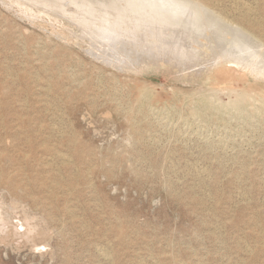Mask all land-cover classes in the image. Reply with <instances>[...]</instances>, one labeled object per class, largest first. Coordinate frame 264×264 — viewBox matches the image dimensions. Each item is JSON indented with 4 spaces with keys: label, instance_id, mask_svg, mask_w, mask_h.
I'll use <instances>...</instances> for the list:
<instances>
[{
    "label": "rangeland",
    "instance_id": "rangeland-1",
    "mask_svg": "<svg viewBox=\"0 0 264 264\" xmlns=\"http://www.w3.org/2000/svg\"><path fill=\"white\" fill-rule=\"evenodd\" d=\"M26 1L0 0V264H264V112L250 114L264 93V61L229 80L252 94L239 114L225 106L232 93L214 68L113 67L92 52L111 15L129 11L133 23L167 29L160 6L188 17L186 47L235 31L258 62L264 0H196L210 12L169 0H40L48 15ZM138 86L151 103H139ZM207 96L219 109L191 115Z\"/></svg>",
    "mask_w": 264,
    "mask_h": 264
},
{
    "label": "bare ground",
    "instance_id": "bare-ground-1",
    "mask_svg": "<svg viewBox=\"0 0 264 264\" xmlns=\"http://www.w3.org/2000/svg\"><path fill=\"white\" fill-rule=\"evenodd\" d=\"M26 1V0H25ZM31 0H29V2H30ZM32 1H34V0H32ZM31 1V2H32ZM37 1V0H36ZM39 2H40V0H38ZM49 1H51V0H49ZM58 1V3H59V0H57ZM68 2H69V0H67ZM67 1H66V3H67ZM85 1H87V0H85ZM107 1V0H106ZM123 0H121V2H122ZM137 1V0H136ZM145 1V0H144ZM149 1V0H148ZM169 1H172V3L173 4H181V3H183V4H186L185 5V7H187V10H194V8H192L193 6L195 7V9H196V6H198L199 4H201V5H205V4H203L202 2L200 3V2H197L196 0H169ZM239 1V0H238ZM35 2V1H34ZM44 2V1H43ZM45 2L46 3H48L47 2V0H45ZM63 2H64V0H63ZM71 2H74V1H72L71 0ZM82 2V1H81ZM80 2V3H81ZM95 2H97V0L95 1ZM101 2V1H100ZM104 3H107V2H105V1H103ZM102 2V3H103ZM147 2V1H146ZM159 1H156V3H158ZM163 2H165V0L163 1ZM162 1H161V3H163ZM14 3L15 2H13V5H14ZM19 3V2H18ZM17 3V4H18ZM25 3H28L27 1L25 2ZM40 3H42V2H40ZM55 3H56V0H55ZM62 3V2H61ZM70 3V2H69ZM75 3V2H74ZM76 3H78V1L76 2ZM90 3V2H89ZM118 2H116V4H117ZM123 3H124V1H123ZM130 3V2H129ZM143 3V2H142ZM145 3V2H144ZM149 3H151V2H149ZM160 3V2H159ZM159 3H158V5H159ZM171 3V4H172ZM199 3V4H198ZM248 3V2H247ZM29 4V3H28ZM27 4V5H28ZM43 4V3H42ZM51 5H53V7H52V9L55 7V6H57L56 4H55V6H54V3L52 4V2L50 3ZM60 4V3H59ZM64 4V3H63ZM83 4H84V2H83ZM93 4V3H92ZM131 4V3H130ZM5 5H6V3H5ZM12 5V4H11ZM20 5H22L21 4V2H20ZM23 5H24V1H23ZM37 5V4H36ZM35 5V7H37ZM44 5V4H43ZM65 5V4H64ZM68 3H67V5H65L66 7H68ZM73 5V4H72ZM90 5V4H89ZM97 5H100V3L99 4H97ZM103 5H105V4H103ZM132 5V4H131ZM139 5H141V4H139ZM145 5V4H144ZM160 5H162V4H160ZM163 5H166V4H163ZM238 5V4H237ZM236 5V6H237ZM244 5V4H243ZM10 6V5H9ZM25 6V5H24ZM31 6H33L32 4H31ZM45 6V5H44ZM60 6V5H59ZM71 6V5H70ZM73 6H76V5H73ZM101 6H102V4H101ZM115 5H113V7H114ZM122 7H123V5H121ZM147 6H149V5H147ZM154 6V5H153ZM181 6V5H180ZM179 6V7H180ZM235 6V5H234ZM239 6V5H238ZM13 7V6H12ZM18 7H19V5H18ZM39 7V6H38ZM38 7L36 8L37 10H38ZM40 7H42V6H40ZM49 7V6H48ZM48 7L46 8V6H45V11L46 10H48V12H47V15L50 13L49 12V9H48ZM66 7H65V9H66ZM78 7V6H77ZM76 7V8H77ZM83 6H81V8H82ZM95 7V6H94ZM103 7V6H102ZM106 7V6H105ZM105 7H104V9H105ZM109 7V6H108ZM129 7V6H128ZM140 7V6H139ZM139 7H138V9H139ZM146 7V6H145ZM152 7V6H151ZM151 7H148V8H151ZM157 6L155 5V8H156ZM160 6H158V8H159ZM174 7H175V5H174ZM205 7H207V9L209 8V6H207V5H205ZM246 7V6H245ZM25 8V7H24ZM62 8V7H61ZM64 8V7H63ZM80 8V9H81ZM86 8V7H85ZM91 8H93V7H91ZM90 8V9H91ZM119 9H120V7H118ZM124 9H126L127 7L125 6V7H123ZM131 8V7H130ZM130 8H128V10H130ZM158 8H156V9H154V13H156L155 15H157V19H158V17H159V15H160V17L162 18V17H164V18H168V20L167 21H169V26L167 27V29H165V30H161V29H159L156 25H150L149 24V26H144V25H141V24H138V23H136V22H134L133 23V20L132 19H130V21L128 20V18H126V16L127 15H129V11H128V14H125L126 16H124V17H122V19L120 20V19H115V17H114V19H112V15H111V19L109 20V19H107L108 21H107V25H108V23H109V26H108V28H104V30L101 32V34H100V36L98 37V39H100L102 42H101V44L102 45H104L103 46V49H100V47H99V49H98V44H99V42H100V40H99V42L97 43V41H96V39L93 41V39H92V37H93V35H91L92 37H91V39H90V42H92L93 41V43L95 42V43H97V45H95L96 46V51H95V49H92V52H93V50H94V52H97V55H104L105 57H107L106 59L108 60V59H110V62H108V63H111L112 61V63L110 64V65H112L113 67L114 66H119L118 64L116 65V61L119 63L120 61V63H122V61H127L126 63H129V62H134V61H136V63L138 62V61H143V62H146V64H148V63H152V62H154L155 64H158V66H159V64H161V65H165V64H169V65H171V66H176V67H180L181 69H186V68H190V67H194V68H196V69H198V70H200L201 69V71H205V70H209V69H212V68H214L215 69V71H214V74H213V77H214V79H215V83L216 84H218V85H220L221 86V89H222V87L223 88H225V89H228L229 88V80L237 73V69H238V67L239 68H242V69H245V68H253V70H254V67L255 68H258V66H259V64H261L262 63V61H264V59L262 60V59H260L258 62H256L257 61V59H256V57H253V59H252V57L250 58V56H252L253 55V49H254V47H255V45H254V47H253V49H249L250 47H251V42L248 40V39H246L245 38V36H243V34L242 35H240V34H237V33H234L235 31V29H232V28H230V30H231V32H233L232 34L229 32L228 34L226 33V35L225 36H221L222 35V33H224V32H226L225 30H224V32H222V33H220L221 35L220 36H216L217 35V33H216V35L214 34V36L215 37H212V36H210L209 38L208 37H206L207 35H205V37H206V39H208L207 41L205 40L204 41V39H203V41L201 42L200 41V39L198 38L199 37V35H197V33H196V35L198 36L197 38L199 39V44H197L195 47H193V48H188V47H186V45H185V41H186V38L187 37H185V41H183L182 39H183V37L184 36H186V34H189V31H186V28L187 27H185L186 26V24L184 25V20H186L187 18L185 17V19H184V16H183V14H180L179 12V14L178 13H176L175 11H174V8H173V10H166L165 12L164 11H161V9H158ZM169 8V7H168ZM176 8H178V6H176ZM198 8V7H197ZM201 8V7H200ZM199 8V9H200ZM238 8H240V6L238 7ZM243 8V7H242ZM20 9H22V7L20 8ZM26 9V8H25ZM28 9H29V6H28ZM40 9V8H39ZM50 9H51V6H50ZM52 9H51V11H52ZM60 9V8H59ZM70 9V8H69ZM84 9V8H83ZM135 9H137V8H135ZM135 9H132V10H134V11H136ZM138 9H137V11H138ZM140 9H141V7H140ZM142 9H143V7H142ZM141 9V10H142ZM165 8H163L162 10H164ZM202 9V8H201ZM200 9V10H201ZM206 9V8H205ZM23 10V9H22ZM27 10V9H26ZM31 9H29V11H30ZM41 11H42V8L40 9ZM55 12H56V10H55V8L53 9ZM58 10V9H57ZM72 10H73V8H72ZM71 10V11H72ZM89 10V9H88ZM95 10V9H94ZM117 10V9H116ZM155 10H158L159 11V14H158V12H156ZM176 10V9H175ZM186 10V9H185ZM184 10V11H185ZM209 10V9H208ZM44 11V12H45ZM54 11H52V13H54ZM65 11V10H64ZM80 11V10H79ZM78 11V9H77V11L76 12H79ZM118 11H120V10H118ZM184 11H183V13H184ZM189 11V12H190ZM205 11H207V10H205ZM216 11V10H215ZM215 11L214 12H212L211 11V14L212 13H214L215 15H216V13H215ZM244 11H246V10H244ZM61 12V11H60ZM67 12V11H66ZM66 12H65V14H66ZM70 12V11H69ZM76 12H74V13H76ZM90 12V11H89ZM88 12V13H89ZM100 12H101V9H100ZM110 12V11H109ZM124 12L125 13H127V11H125L124 10ZM143 12V11H142ZM141 12V13H142ZM145 12H147V11H145ZM175 12V13H174ZM193 12H195V11H193ZM201 12V11H200ZM204 12V11H203ZM208 12H210V10L208 11ZM250 12V11H249ZM248 12V13H249ZM26 14H27V12H25ZM34 13V12H33ZM42 13V12H41ZM81 13V12H80ZM84 13H85V11H84ZM136 14H137V12H135ZM138 13H139V11H138ZM150 13H152V11L150 12ZM198 13V12H197ZM25 14V15H26ZM29 14H31L30 12H29ZM36 14V13H35ZM34 14V15H35ZM38 14H39V10H38ZM37 14V15H38ZM43 14V13H42ZM60 13L58 12V14L57 15H59ZM62 14H63V12H62ZM73 13H71V15H72ZM95 14V13H94ZM106 14H107V12H106ZM105 14V15H106ZM108 14H110V13H108ZM107 14V15H108ZM122 14V13H121ZM140 14V13H139ZM149 14V13H148ZM185 14V13H184ZM199 14V13H198ZM198 14H197V16H198ZM207 14V13H206ZM214 14H212V15H214ZM243 14V13H242ZM55 15V14H54ZM75 15V14H74ZM80 15V14H79ZM78 15V19H79V16ZM90 15H92V14H90ZM115 15V14H114ZM118 15H120V13L118 14ZM192 15V14H191ZM27 16V15H26ZM39 16V15H38ZM41 16V15H40ZM56 16V15H55ZM54 16V17H55ZM64 16V15H63ZM66 16V15H65ZM77 16V15H76ZM82 16H83V14H82ZM94 16V15H93ZM133 16H134V14H133ZM137 16V15H136ZM142 16V15H141ZM199 16H200V14H199ZM204 16H205V13H204ZM210 16V15H209ZM208 16V17H209ZM222 15H216V19H217V17H219V18H222L221 17ZM30 17V16H29ZM31 17H33L32 19H34V16H31ZM31 17L30 18H28V19H31ZM36 17V16H35ZM69 17H70V15H69ZM73 17H75V16H73ZM84 17H85V14H84ZM92 17V16H91ZM110 17V16H109ZM118 17V16H117ZM128 17V16H127ZM147 17H148V15H147ZM152 17H154V14H153V16ZM191 17V16H190ZM228 17V16H227ZM36 18H38V17H36ZM66 18H67V16H66ZM83 18V17H82ZM98 19H99V17H97ZM101 18V17H100ZM131 18H132V15H131ZM170 18H172V20H170ZM199 18H202L201 16L199 17ZM212 18H215V17H211V19ZM231 18V17H230ZM58 19V18H57ZM69 19H72V16H71V18H69ZM76 19H77V17H76ZM76 19H74V20H76ZM86 19H88V21H89V18L87 17ZM124 19V20H123ZM135 19V18H134ZM141 19V18H140ZM148 19V18H147ZM151 19V18H150ZM197 19V18H196ZM205 19H208V18H206L205 17ZM204 19V20H205ZM210 19V20H211ZM216 19H214L215 20V22H216ZM223 19H225L224 17L222 18V20ZM250 19V18H249ZM74 20H72V22L74 21ZM92 20V19H91ZM94 20V19H93ZM105 20V19H104ZM154 20H155V18H154ZM159 20V22H160V19H158ZM190 20V19H189ZM203 20V19H202ZM201 20V21H202ZM32 21V20H31ZM70 21V20H69ZM80 21L83 23L84 21H82L81 20V18H80ZM95 21H96V19H95ZM99 22H98V24L101 26V22H100V20H98ZM143 21V23H144V21L146 22V20H142ZM166 21V22H167ZM194 21V20H193ZM206 21V20H205ZM204 21V22H205ZM209 21V20H208ZM226 21V23L227 24H229V27H233L234 28V26L233 25H235V27H239L242 31H243V28L241 27V26H239V25H236L234 22H232V21H230V20H227V19H225L224 20V22ZM91 22V24L93 23V25H94V21L92 22V21H90ZM97 22V21H96ZM104 22V21H103ZM155 22V21H154ZM211 22V21H210ZM132 23V24H131ZM149 23H151V21L149 22ZM158 23V22H157ZM189 23H191L190 21H189ZM222 23V22H221ZM75 24H76V22H75ZM78 24H81L80 22H78ZM85 24V23H84ZM87 24H88V22L86 23V27H87ZM97 24V23H96ZM95 24V25H96ZM105 24V23H104ZM147 24V23H146ZM145 24V25H146ZM153 24V23H152ZM159 24V23H158ZM163 24H164V21H163ZM187 24H188V22H187ZM195 24V23H194ZM194 24H193V26H194ZM197 24H199V23H197ZM197 24H196V26H197ZM38 25V24H37ZM74 25V24H73ZM89 26H90V24H88ZM189 25V24H188ZM192 25V24H191ZM201 25V24H200ZM218 25V24H217ZM220 25H222V24H220ZM78 26V25H77ZM81 26H83V25H81ZM161 26V25H160ZM196 26H195V28H196ZM96 26H94V28H95ZM98 27V26H97ZM97 27H96V31L98 30L97 29ZM105 27H107L106 26V24H105ZM166 27V26H165ZM218 27H219V25H218ZM79 28V27H78ZM90 28V27H89ZM98 28H100V27H98ZM224 28L226 29L227 27H225L224 26ZM80 29V28H79ZM164 29V28H163ZM188 29H189V27H188ZM203 29H204V27H203ZM85 30V25H84V28H83V31ZM87 30V29H86ZM85 30V31H86ZM89 30V29H88ZM88 30L86 31V32H88ZM167 30H169V32H167ZM191 30H192V27H191ZM197 30V29H196ZM206 30H207V28H206ZM61 31V30H60ZM82 31V30H81ZM83 31H82V33H83ZM98 31H100V30H98ZM228 31V30H227ZM237 31V30H236ZM241 31V32H242ZM85 32V33H86ZM198 32V31H197ZM201 32V31H200ZM204 32V31H203ZM219 32V31H218ZM240 32V33H241ZM244 32V31H243ZM59 33H61V32H59ZM192 33V32H191ZM190 33V34H191ZM211 33H212V30H211ZM248 33H250V32H248ZM71 34H73V33H71ZM75 34V36H76V33H74ZM84 34V33H83ZM94 34V33H93ZM203 34V33H202ZM251 34V33H250ZM59 35V34H58ZM61 35V34H60ZM67 35V34H66ZM86 35V34H85ZM181 35L183 36V37H181ZM195 35V34H194ZM203 35V36H204ZM219 35V34H218ZM252 35V34H251ZM250 35V36H251ZM77 36H79V35H77ZM88 35H86V37H87ZM188 36V35H187ZM201 36V35H200ZM73 37V36H72ZM227 37V38H226ZM67 38V37H66ZM74 38V37H73ZM80 38H81V36H80ZM82 38H83V36H82ZM88 38H89V36H88ZM178 38H180L181 40H182V42H181V40H179ZM190 38H191V36H190ZM195 39H196V37H194ZM202 38H204V37H202ZM254 38V40L253 41H256V39H255V37H252L251 36V38L250 39H253ZM70 39V38H69ZM188 39V38H187ZM77 40H78V38H77ZM92 40V41H91ZM190 40V39H189ZM188 40V41H189ZM187 41V42H188ZM191 41V40H190ZM193 41H194V39H193ZM258 41H260V40H258ZM257 41V42H258ZM192 42V41H191ZM196 42V41H195ZM256 42V43H257ZM198 43V42H197ZM254 43V42H253ZM260 43V42H259ZM207 44V45H206ZM261 44H263V43H261ZM192 45V44H191ZM190 45V46H191ZM257 45V44H256ZM260 45V44H259ZM189 46V47H190ZM193 46H194V43H193ZM263 46H264V44H263ZM93 47V46H92ZM91 47V48H92ZM260 47V46H259ZM101 48H102V46H101ZM262 48V47H261ZM87 49V48H86ZM244 49H245V51H244ZM246 49H249V51H246ZM91 50V49H90ZM250 50H251V52H250ZM264 50V49H263ZM255 51V50H254ZM261 51V50H260ZM260 51H258V53H260ZM88 52V51H87ZM99 53V54H98ZM101 53V54H100ZM90 54H91V52H90ZM96 54V53H95ZM257 54V53H256ZM262 54V53H261ZM260 54V55H261ZM92 55H94V54H92ZM96 55V56H97ZM101 55V56H102ZM258 55V54H257ZM256 55V56H257ZM260 55H258V56H260ZM202 59L203 60V63L202 64H198V60L199 59ZM262 58H264V57H262ZM99 59H100V56H99ZM104 61V60H103ZM102 61V62H103ZM106 61V60H105ZM129 61V62H128ZM255 61V62H254ZM142 62V63H143ZM261 62V63H260ZM124 63V62H123ZM125 63V64H126ZM201 63V62H200ZM138 64H139V62H138ZM145 64V65H146ZM229 64H232V68H230L229 67ZM134 65V64H133ZM141 65V64H140ZM139 65V66H140ZM262 65V64H261ZM264 65V64H263ZM262 65V66H263ZM125 66H127V65H125ZM129 66V65H128ZM127 66V67H128ZM131 66H132V64L128 67V68H131ZM133 67V66H132ZM135 67H136V65H135ZM134 67V68H135ZM119 68V67H118ZM193 68V69H194ZM260 68H262V67H260ZM124 69V68H123ZM133 69V68H132ZM193 69H192V72H193ZM203 69H205V70H203ZM141 70V69H140ZM187 70V69H186ZM191 70V69H190ZM237 70V71H236ZM256 70H258V69H256ZM262 70V69H261ZM183 71V70H182ZM259 71H260V69H259ZM242 72V71H241ZM197 73H198V71H197ZM200 73V72H199ZM239 73V72H238ZM260 72H258V74H259ZM263 73V72H262ZM240 74V73H239ZM244 74V73H243ZM245 75V74H244ZM244 75H241V76H244ZM73 81V80H72ZM37 86V85H36ZM88 86V85H87ZM139 87V86H138ZM207 87V86H206ZM85 88V87H84ZM63 89V88H62ZM224 89V90H225ZM61 90V89H60ZM139 90H140V92L141 93H139L141 96V99H140V104H144V102H149V103H151V101H152V99H153V94L152 93H150L149 92V90L148 89H141L140 87H139ZM228 90H230V92L232 93V97H230V99H229V101L227 102V104L225 105V106H227V107H230V108H232V109H235V111L237 110L238 111V113L239 114H241V113H245V109H247V105L250 103V98H251V93H236V91L235 90H232L231 88H229ZM118 91V90H117ZM264 91V90H263ZM262 91V92H263ZM258 92V91H257ZM227 93V92H226ZM103 95V94H102ZM79 96V95H78ZM201 96V95H200ZM258 96V95H257ZM89 97V96H88ZM139 97V98H140ZM208 97V98H207ZM207 97H203V99H202V101H200L198 104H197V106L195 107V109H193V110H191V115L193 114V116L195 115V116H205L204 114H206L207 113V110H213V111H215V110H218L219 109V107H218V104H216L215 103V101H214V98H209V96H207ZM212 97V96H211ZM259 98V104H260V102H261V104L259 105V106H256V107H254L253 109H250L251 110V112H250V114L252 113V114H254V115H261V114H263L262 113V111L264 112V93H260V96L258 97ZM137 100V99H136ZM139 100V99H138ZM137 100V101H138ZM154 100V99H153ZM198 100V99H197ZM253 100V99H252ZM251 100V101H252ZM261 100V101H260ZM256 101V100H255ZM255 101H254V103L253 104H255L256 105V103H255ZM164 104V103H163ZM163 104H160V105H163ZM221 104V103H220ZM223 104V103H222ZM164 106V105H163ZM135 107V106H134ZM136 109V108H135ZM139 109V108H138ZM221 109V108H220ZM118 110V109H117ZM126 110V109H125ZM226 110V109H225ZM229 110V109H228ZM129 111V110H128ZM141 111V110H140ZM219 113V112H218ZM217 113V114H218ZM224 113V112H223ZM249 112H247V114H248ZM164 114V113H163ZM237 114V113H236ZM209 115V114H208ZM233 115V114H232ZM243 115V114H242ZM222 116V115H221ZM168 117V116H167ZM208 117H210V116H208ZM23 118V117H22ZM257 118V117H256ZM170 119V118H169ZM178 119V118H177ZM182 120V119H181ZM202 120H204L203 118H202ZM166 122V121H165ZM177 122V121H176ZM23 123V122H22ZM254 123V122H253ZM225 124V123H224ZM165 125V124H164ZM203 125V124H202ZM134 126V125H133ZM177 130V129H176ZM188 130V129H187ZM216 130V129H215ZM226 130V129H225ZM189 132V131H188ZM206 133V132H205ZM245 134V133H244ZM263 134V133H262ZM247 135V134H246ZM177 136V135H176ZM234 137V136H233ZM208 138V137H207ZM247 140V139H246ZM249 140V139H248ZM219 141H222V142H224L225 143V140L224 139H220ZM218 142V141H217ZM226 144V143H225ZM238 144V143H237ZM223 145V144H222ZM231 149H232V147H231ZM202 150V149H201ZM199 173V172H198ZM184 176V175H183ZM236 176V175H235ZM90 177V176H89ZM210 194V193H209ZM105 250V249H104ZM107 253V252H106Z\"/></svg>",
    "mask_w": 264,
    "mask_h": 264
}]
</instances>
